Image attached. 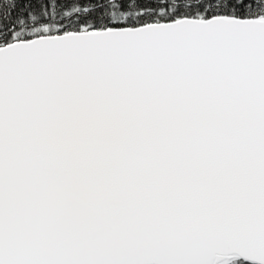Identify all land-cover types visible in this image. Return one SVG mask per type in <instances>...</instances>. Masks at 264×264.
<instances>
[{"label": "snow or ice", "instance_id": "snow-or-ice-1", "mask_svg": "<svg viewBox=\"0 0 264 264\" xmlns=\"http://www.w3.org/2000/svg\"><path fill=\"white\" fill-rule=\"evenodd\" d=\"M0 264H264V0H0Z\"/></svg>", "mask_w": 264, "mask_h": 264}]
</instances>
